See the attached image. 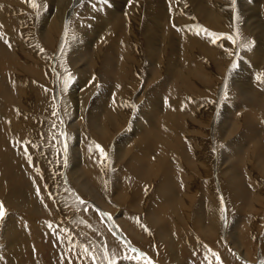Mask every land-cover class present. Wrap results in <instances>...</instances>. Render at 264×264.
<instances>
[{"label":"bare ground","instance_id":"1","mask_svg":"<svg viewBox=\"0 0 264 264\" xmlns=\"http://www.w3.org/2000/svg\"><path fill=\"white\" fill-rule=\"evenodd\" d=\"M8 1L10 0H0V6H2L0 7V25H2L0 26V187L2 185H7V188H8L6 200H4L3 197L1 196V200L4 203V205L9 204L13 207L11 213L16 212L15 210L21 213V214H18L17 216L12 215L11 213L7 214V216H5L4 218V220L6 221V226L3 227L5 236L7 237V242H6L7 249L9 248L12 252L11 256L8 255L9 258L11 257L8 260V263L9 264H21L20 256L24 254V251L27 247H30V242H29V239L31 237L30 235L31 234L34 235V232L37 229H40V228H42V230L44 228L48 229L49 238L51 237L50 231H52L54 235L60 234L59 236H61V232L59 230L54 231L53 227L55 225L50 223L49 221L51 220L50 218L55 219L56 214H54L53 213L54 210L52 211V209H50L48 206L50 195L47 191L48 189L47 186L49 185H47L48 183H46L45 181L46 178L43 175V171H41L42 166L45 165L44 164L45 160L42 157V155L37 154V153H40V151L42 150V147L41 145H39L38 142L35 143V140H34V143H35L34 145H39V147H34V149L32 150L33 153H31V148L33 147L28 146L27 153L32 156V161L29 162L28 155L25 153L24 144L21 143L22 141L28 142V140L31 138V136L34 133V132L33 133L31 132L32 134L29 133L30 131L28 129V126H30L32 123V122L29 123L30 121L28 122V117H29L28 113L30 110H32L30 107L31 104H29V102H30V99L33 98L32 95L34 93L32 94L31 91H29L27 88L24 87L25 86L24 80H23V77L21 76L24 72H27V73H30L31 75H34V76L36 75L40 77V74L37 73L38 71H40V69H38V71L37 72L35 71L34 73L33 71L36 69L34 67H31V65L29 68L27 65L21 64L20 59L22 56H28L32 53L33 54L38 53L41 48L37 46V48L39 49H37L36 47H34L36 49H30L29 47L31 46V42H29V39L28 40L26 39L28 38L27 37L28 31L23 30V33L21 35L20 29L18 30L15 29V22L10 20L11 16L9 18L6 17V13L8 11L7 9L11 7V4L8 3ZM42 1H44L43 4L41 5L39 4L38 8H36V9H39V7L40 8L43 7L44 9V11L41 12L42 15L40 16L41 23L39 21L41 25L39 24L40 27H38L36 31L37 33L41 34L43 38L48 40L51 46V44H53L51 40L53 39L54 32L57 31V34H60L62 32V29L65 28L66 20L68 19L70 14L71 13L74 14L76 12L77 10L76 7L74 8L75 10L72 12L73 10L72 6L77 4V0H41L40 2ZM36 3L38 2L36 1ZM83 3L84 4L82 6V10L78 12L77 14L78 17L76 18L77 21H75L74 23L75 28L72 34L73 38L72 39L68 38L69 39L68 40L69 41L68 43L69 59L68 60L71 65H74L73 67L77 69V73H78V77L76 78V80H74L72 83L69 84L67 88H65V91L69 90L67 94V99L70 100L69 106L71 105L73 108L71 109V112L75 113L74 117L71 116L72 123L69 122L68 126H70V128L74 131V134H75L77 131L76 129H79L81 125V122H82L81 120L82 119L85 120V116H87L88 120L90 121V126L93 131L92 132L93 136H95L98 139V141L102 142L107 139L106 137L107 130H109L113 124H115L118 121L117 124L120 129L123 126L121 124H124L125 127L121 130L119 129L117 132V135L119 136L118 139H116L112 143L115 145V149L117 151L122 146H125L127 143L130 142V140L128 138H125L124 136L126 133H131L133 136L134 135L137 136V137L135 136L133 137V141L137 140V142L135 143L139 145V148H138L139 151L138 152L136 151L134 156L131 157V159H129V162L127 163V165H125L126 169L128 170L127 172L129 176H132V179L135 178L136 176L134 175L137 174L138 177L143 178L145 181H149L151 176L158 174V172L162 173L161 184L155 189V191L157 192V199H154L150 203H148V208H147L148 217L147 218H148L149 225H147V227L149 231H152L151 228L156 230V231H153V233L155 234H152V235H156L160 237L164 243L166 242L165 243L166 248H168L170 250V253H172L171 259L174 260L176 264H180L178 262L180 260L178 258L179 256L176 257L177 251H176L175 246L178 242L180 247H184L186 243L184 242L186 241L185 235L187 234L184 235L176 227L172 225L169 226L168 216H166V214L168 213V210H169V212L173 213L177 217V220L181 222V219L184 218V215H182V209L184 208L182 207L185 205L187 201L185 202V197L183 199L182 196L179 194L180 192L179 189H181L182 183H178L177 181H175L174 175L176 174L175 172H177L175 178L179 179L180 175L182 176L183 173L178 171L177 168L184 170L182 169L183 166H186L192 169L190 171L188 170L189 176L191 174L195 175L194 172L198 173L197 171L200 167L199 165L205 166V161H206L204 157H201L200 155H198L200 153L198 150H196L195 148H192L191 146L190 147L187 146L186 145L187 143L185 144L183 138L186 135L185 136L183 135L184 137H181L183 133L181 132L182 133L181 135L178 134L179 131L177 130H181V131L183 130L184 133H190V132L194 133L195 132L194 130H197V128L195 129L193 125L191 124H194V122L202 123L200 122L201 119L195 116V111L193 110V108L189 107L188 102H187L188 99H185L186 97L181 98V95L186 94V92L187 93L189 92L188 94L189 96L190 95L197 96L198 94H205V90L201 89L200 84L205 82L204 85H207L208 82L206 81H208L209 77L211 76V71H212V69L210 71L209 68L212 66H210L211 64L209 65L208 62H206L210 66L208 68L207 64L201 58L200 54L204 53L205 55H210L211 53L209 52H211V50L215 51L216 48H218V46H215L213 43V40L217 37H214L212 35L211 36L205 35L203 33L204 31L201 32L200 25L195 24L194 26H191L192 24L191 22L194 18L193 16H192L193 18L192 17L184 18V17H186L188 13H192L193 15L196 14V16L199 17L202 21H204L206 25H209L210 27L214 29L218 28L219 26L220 27L222 26V29L224 27H225L224 29H226L227 25L230 26L233 23L232 22L233 20L232 18H234L233 15L234 13H236L238 9H239V12L240 11L244 12L243 15L241 16L244 20V24H243L244 28L249 30V32L253 33L256 36V38H258L259 44L258 46L254 47L253 49H251V51L248 52V56H247L248 59L246 58L243 61H241L242 62L241 67L239 66L240 68L238 69V71H236L232 76L233 80L228 79L230 81L228 86L231 84L232 87L236 88L237 90H241V93L245 99V105L246 104L251 105V106L253 105V106H256L264 110V71L260 72L258 70V68L264 69V26L260 24L261 20L257 18L260 11L262 9L264 10V0H248V1L243 0V2L242 0H226V1L225 0H182V1L180 0H167V1L165 0H148V1L147 0L145 1L144 0H108L107 4L103 3V1L101 0H97V1L96 0L95 1L94 0L93 1L83 0ZM94 4H96L98 8L95 7ZM261 4H262V8L261 7L258 8V6ZM17 5L18 4H16L15 6L17 7ZM19 7L21 8V6ZM78 9H80V7ZM54 10L59 14L58 23L56 24L52 23L53 25L50 27L51 19H49V17ZM23 12H24V9H23ZM92 13L96 16V20L90 18ZM236 14H235L236 17L240 15V13L238 15ZM255 18L259 20L258 24H255L254 22L255 20L254 21L252 20ZM262 19H264L263 16H262ZM184 20L188 23L187 26H185ZM68 23H67V26H68ZM256 27H260V30L255 31ZM131 32L135 33L134 36H141V38L144 39L143 44L144 46L146 45L145 52L141 50L142 48L141 46H138L135 43L132 44V42L129 41L128 38ZM64 34L65 32L63 33V35ZM196 44L198 45V47L195 51L199 50L201 53L199 52L194 53L193 50ZM215 44L218 45V42L217 43L215 42ZM135 47L136 48L138 47L137 50ZM197 53H199V55ZM145 54L148 56V59L150 61V63H148V71H149L148 74L149 75L146 78V84L152 81H156L158 79V77L161 75L159 71L160 67L164 68L165 66V68L167 69H164L165 74H164L162 81L161 82L159 81L160 83H157L158 84L157 86L156 85L153 86L154 92L152 91V95L149 92H148L149 94H146L147 91L146 93H144L143 91L141 92L142 94L146 95L145 100L142 101V103H140L141 105L139 107V110L135 112L136 116L133 119L131 118L132 120L130 119L128 120L127 117L128 116L130 117V115H128L129 113L127 110V104L125 103L126 100H124V98L127 96L128 89L131 88V85L134 86L136 84L135 81L138 82V80H136L138 77L137 70L138 72L140 71L138 69L140 68L139 66L141 65L140 61L141 59L142 60L145 59V56H146ZM101 55L104 56V65L102 67V70L100 69L101 70L100 71L98 69L97 71L98 73H96L97 62L99 59H101ZM220 55L223 56L221 53H219V57ZM216 56L214 55V57ZM219 60H222L223 63L225 64L224 61L226 60V58L222 57V58H219ZM57 61H59V58ZM219 63H221V61ZM224 64L223 66L226 65ZM258 65L260 66L257 68ZM31 68H34V70L33 69H32L33 71L30 70ZM100 72H102L101 73L102 76L101 75L99 76ZM257 77H260V79H257ZM253 78L256 81L253 82L252 80ZM100 80L105 81L106 83H109L108 88L103 89L100 92L98 91L95 92L96 83L97 81H100ZM250 80H252V83L249 82ZM62 84H63V81H62ZM232 87H230L231 90H232ZM130 92L131 91L129 90V93ZM239 93L240 92L236 94H239ZM90 98H91V101L93 100L94 103L93 105L87 106ZM34 99H36V97ZM34 99L32 101H34ZM162 100H164L165 105H161ZM131 101L133 100L131 99ZM197 101L198 100H196V102ZM64 103L63 105H66ZM199 104L200 103H198L197 105ZM239 104L240 103H236V102L227 103L224 107L225 111H224L223 117L219 113V116H216L215 117L216 119H213V121L215 120L214 121L215 124L218 123L219 131L217 132L220 136L223 137V135L230 134L231 129L235 127L234 126L232 128L233 120H235V125H238V123L240 122V121L238 122L239 119L237 120L238 115L237 117L233 115V114L236 115V113H233V112H237V110L240 109ZM209 105L211 104L209 103ZM212 107H210V109ZM39 109L42 111L43 109L42 106H39ZM203 109H206V108H203ZM248 110H250V108ZM201 112L204 114V110H202ZM32 113L34 114V112ZM22 115H25V117L24 116H23L24 118L21 117ZM34 117L35 116H33V118ZM25 118L27 119V121L25 120ZM261 118L262 117L256 116L253 112H249L246 114V123H248L247 125L248 131L244 134V137L252 138V139L239 140L238 138L240 137L233 138L229 142V145L226 148V155L222 156V160H220V162L222 161L220 164L227 162L231 171L232 169L239 170L238 172H232L231 176L227 178V182H228L227 185H229V187H226L224 189V192L226 195L225 198H227V202H228V204L227 203L226 204L229 205L231 214L233 215V218H231L233 226L231 229L229 228L230 232L231 230L232 231L235 230V227L237 226L238 223H240L242 219L240 210L250 208L254 206L258 201L257 197H258L259 191H257L256 189H253V190L250 189L249 185H247V182L242 177V174L246 170L247 163L251 159L253 160V157L255 156H256L255 165L257 169L260 172L264 171V129L262 130L261 128L257 126L258 125L257 122L260 125L264 126L263 125L264 123L262 124V121L264 122V119L262 118L263 120H260ZM239 124H241V122ZM132 125H134V127H132ZM196 125L201 126L198 124ZM33 127H36V126H33ZM211 127H213V125ZM38 129L40 130V128ZM203 129H204V126H203ZM205 129L207 130V127ZM10 130H12V132ZM77 134H75L74 136L76 137ZM112 135L114 134L112 133ZM236 135L237 134L235 133V136ZM190 136L192 135L190 134ZM256 140L258 141L257 144H254V145L250 144L252 142L254 143V141ZM5 141H9V143L11 141H15L17 148H15L16 147L15 144H13L14 148L12 150H9L8 148H4V146L2 147L1 143L3 145ZM121 141L123 143L120 144ZM187 141L190 142L189 140ZM192 141L197 143L198 139L196 138V136H192ZM78 142L79 141H76V140L74 141V143L76 144H78ZM203 142H205L204 139L200 140L198 144H196V146L201 148V145L203 144ZM79 144L80 145L79 146L77 145V146L80 149L75 150V151H74V145H72L73 146V152H72L73 157L71 158H73V163H74L73 164V172H74V177H75L74 179H76V181L78 182V186L82 190V192L92 197L95 202L99 203L98 206L104 210V208H108L107 206L108 205V201H107L108 192L112 191L108 187V184L106 185V182L104 185L101 184L103 182L102 179H104L103 173L104 171H106V169L104 171L103 170L101 171L100 169H98L97 166L96 168L98 169V171L94 169L95 164L93 163V160L95 159L93 157H90L88 153L90 150V147L88 146L90 145V143L88 142V140L85 141V144H82V143H79ZM94 145L96 146L95 143ZM253 148L257 150H254ZM133 149L135 148L133 147ZM172 152H174L175 157H172L173 155ZM92 154L94 155V153ZM200 154H202V152ZM117 158L118 157H116V159ZM100 160L101 159L99 158V161ZM104 160L106 159L104 158ZM171 161H176V166H175L176 169L175 167L171 165ZM103 162L105 163V161ZM2 165L5 166L6 171L2 168ZM116 171L118 172L117 174L119 175L121 174L119 173L120 171L118 170ZM11 174H13L16 178H12ZM117 174L115 172L116 176ZM70 175L72 176L73 174L70 173ZM69 178L71 179L72 177H69ZM120 178L118 177V179ZM70 179H67V180L71 181ZM194 180H196V177ZM106 181H108L107 178H106ZM93 183L95 185L97 184L100 185V189H99L100 193H97L96 195L93 193L95 192L93 186H91ZM205 183L206 182H204V184ZM191 184H193V182H191ZM212 186L213 185H211V187ZM62 187L63 186L61 185V189ZM65 187L66 189H68L67 188L68 186H65ZM37 188H39V192H37ZM63 189L65 188L63 187ZM206 190L208 191V189ZM226 193L229 194V196ZM252 193L253 194L255 193L253 195L255 198L252 196ZM215 196L210 195L208 199L206 198V200H209L208 201L209 205L207 204L205 208L201 211L199 218H201V223L203 227H205L204 220L207 221V224L212 230V232L219 231L218 229L220 228L221 225L226 231L227 228L229 227V224L228 222L224 223V225L222 224L223 218L225 217V215L223 217V214H222L224 206L222 205L223 206L222 208L221 202L218 199L219 198L218 195L215 194ZM201 202L202 201H200V203ZM139 204L140 202H136V204H132L131 206L135 208L136 206L139 207ZM196 205H197V202H196ZM201 209L202 208H200L199 210ZM41 212L48 219L47 220L43 218L40 219L38 217L40 220V223L43 225L39 227L37 226L38 223L37 225H35L32 215L36 214L39 216V213ZM79 218H80L79 221L75 220V221H72V223L82 228H85L83 224L84 221L82 220L83 218L82 217H79ZM39 220H37V222ZM117 220L118 218L116 219L114 218V221L112 220V222H115ZM85 222L89 225V227L92 226V225L90 226L87 220H85ZM122 222L124 223V225L127 226V229H129V231L132 230L131 227L133 228V225L131 226L129 224L130 226L128 227V224H126L127 222H124V221ZM180 226L178 228H180ZM133 229L137 230L136 227H134ZM245 229H246L245 231H247L246 227ZM223 234H224V231H223ZM137 236L138 235H136V239L138 238ZM238 236L233 235L231 243L233 245L235 244L236 246H238L237 248H240L241 246L238 245L240 242ZM188 242H190L188 244V246H190L191 239H189ZM254 242L256 244V241ZM225 246L227 247V244ZM243 246L244 245H242V248ZM116 249L119 250L117 247ZM185 249H187V246L184 247V250ZM227 249L225 252H227ZM255 250H254V253L257 252L259 249H257V251ZM191 253L193 252L191 251ZM230 254H232V252ZM242 254H245L247 257L246 252ZM257 254L259 255V253ZM236 255H238V252ZM158 257H159V254H158ZM257 258H254V259L256 260ZM262 260H263V257H262ZM232 261H233V264H236L235 260H232ZM167 262H169V260H167L165 264H167ZM260 262H261V259H260Z\"/></svg>","mask_w":264,"mask_h":264},{"label":"rangeland","instance_id":"2","mask_svg":"<svg viewBox=\"0 0 264 264\" xmlns=\"http://www.w3.org/2000/svg\"><path fill=\"white\" fill-rule=\"evenodd\" d=\"M36 1L38 2L37 5H39V4L41 5L44 2V1L40 2L41 0H39V1L36 0ZM80 1H82V2H80ZM101 1H103V0H101ZM165 1H167V0H165ZM180 1H182V0H180ZM245 1H248V0H245ZM242 2H243V0H242ZM8 3L11 4V7L9 8L10 10L7 9L8 11L6 13V17L9 18L11 16L10 20L15 22V29L16 30L20 29L21 35L23 33V30L28 31V36H27L28 38H26V39L27 40L29 39V42H31V46L29 47L30 49H36L37 46L41 48L40 51L38 50L39 54L38 53H34V54L32 53L33 55L30 54L32 57L30 55L22 56L20 59L21 64H25L29 68H30V65H31V67H34L36 70H34V68L30 69V70L33 69L34 71L33 70L32 71L34 73H35V71L37 72L38 69H40V71L37 72L38 74H40V77L36 76V75L35 76L31 75L30 73H27V72H24L21 76V77H23V80H24V85H25L24 87L27 88L29 91H31L32 94L34 93L32 95L33 98L30 99V102H29V104H31L30 107L33 111L30 110L29 111L30 114L28 113V116H29L28 122L29 121H30L29 123L32 122L31 125L29 124L30 126H28V129L30 131L29 133H31V132L32 133L34 132V133L31 136V138L28 140V142L30 143L29 146L33 147V148H31V153H33L32 150L34 149L33 145L35 143L38 142L39 145H41V147H42V150L40 151V153H37V154L42 155V157L45 160L44 161L45 165L42 166L41 171H43V175L46 178L45 181H46V183H48L47 185H49V186H47L48 187L47 191L50 195L49 201H48V206L50 209H52V211L54 210L53 213L56 214V218L55 219L50 218L51 220H49V221H50V223L55 225L53 227L54 231L59 230L61 232V236H59L60 234L54 235L53 232L50 231L51 237L49 238L48 229H45V228L43 230H42V228L37 229L34 232V235H32V234L30 235L31 236L29 239L30 247H27L25 249V251H24L25 255L22 254L20 256L21 264H93V262L89 258L85 257V254L83 251L84 245H88V246L92 247L98 256H102L103 252L105 250H107L109 253V258L111 259L114 257L117 260V264H148V260H151L152 264H165L167 260H169V262H167V264H169V263L170 264H176V262L171 259L172 253H170V250L168 248H166V244H165L166 242L164 243L160 237H158L156 235H152V234H155V233H153V231H156V230L151 228L152 231H149L148 227H147V225H149L148 218H147L148 217L147 216V214H148V210H147L148 203H150L154 199H157V192L155 191V189L161 184L162 173L158 172V174L151 176L149 181H145L143 178L138 177L137 174H135L134 176H136V177L132 179V176H129V174L127 172L128 170L126 169V166H125L129 162V159H131V157L134 156L136 151L137 152L139 151V149H138L139 145H137L135 143V142H137V140L133 141V137L135 135L133 136L131 133H126L124 136H125V138H128L130 140V142L127 143L125 146H122L117 151L115 149V145L112 143H113V141H115L119 137L117 135V132L120 129L118 124H117L118 121L115 124H113L109 130H107V134H106L107 139L102 141V142L98 141V139L95 136H93V134H92L93 131H92V128L90 126V121L88 120L87 116H85V120H83V119L81 120L82 122H81L79 129H76L78 131V132L76 131V133H75V134L78 133L76 135V137L74 136L75 135L74 131L70 128V126H68L69 122H71V118H72L71 116L74 117L75 113L71 112V109H73V108L71 105H70L71 107L69 106L70 100L67 99V94H68L69 90L65 91L64 81H65V78L69 72L72 75V81L70 83H72L78 77L77 69L75 67H73L74 65H71L69 63V60H68L69 59V57H68V51H69L68 43H69V41L68 40L73 38L72 34H73V30L75 28L74 23H75V21H77L76 18L78 17L77 16L78 12L80 10H82V6L84 4L83 0H77L78 5L75 4L72 6V9H73L72 12L75 10L74 9L75 7L77 8L76 12L74 14L73 13L70 14L68 19L66 20L65 28L62 29V32L60 34H57V31L54 32L53 39L51 40V42L53 44H51V46H50V43L48 42V40L43 38V36H41V34L37 33V31H36L38 29V27H40V25H41L40 24L41 23L40 16L42 15L41 12L44 11L43 7L42 8L39 7V9L32 8L28 3L25 2V0H18V1L17 0H15V1L10 0V1H8ZM237 3H239V2H237ZM16 4H18L17 7L15 6ZM6 5H7V3H6ZM94 5H95V7H97L96 4H94ZM19 6H21L22 9ZM79 7H80V9H78ZM260 7L262 8V4L258 6V8H260ZM23 9H24V12L27 14H25L23 12ZM32 11H34V12H32ZM9 13H10V15H9ZM22 13H23V15H22ZM236 13H234V15H233L234 18H232L233 23L230 26L227 25L226 29H224L225 28L224 26H223L224 27L223 29H222V26L221 27L219 26L218 28L214 29V28L210 27L209 25H206L204 21H202L199 17L196 16V14L193 15L192 13H188V15L186 17H184V18H189V17L193 16L194 18L192 17L193 18V20L191 22L192 24L190 23L191 26H194L195 24L200 25V30H201V32L204 31L203 33L205 35L211 36V33L225 34V36H232L236 40V43H233V41L231 39H226L224 36H215V37H217V38H215V41L217 40L216 43L218 42V45H216L215 43H214V45L218 46V48H216L215 51L211 50V52H209V53H211L210 55H205L204 53L200 54L201 58L204 60V62L205 63L208 62V64L209 65L211 64L210 66H212V67H210L206 63L208 68L210 67L209 68L210 71L212 69L211 76L209 77L208 81H206V82H208L207 85H204L205 82L200 84L201 89L205 90V94H198L197 96L190 95L191 96L190 97L188 95L189 92L188 93L186 92V94L181 95V98L186 97L185 99H188L187 102H188L189 107L193 108V110L195 111V116L197 118H200L201 119L200 122H202V123L194 122L195 126H194V124H191V125H193V127L195 129L197 128V130H194L195 131L194 133H191V132L190 133H184L183 130L182 131L177 130V131H179L178 134L181 135L183 133L181 137H184L186 135L183 138L185 144L187 143L186 144L187 146H189V147L191 146L192 148H195L200 153L202 152V154H204V155L200 154L199 152H198L199 153L198 155H200L201 157H204L206 161H205V166L199 165L200 167L197 171L199 174L195 173L193 171L195 175L191 174L189 176L188 172L192 169L189 167L183 166L182 169H184V170L177 168L178 171L183 173L182 176L180 175V177L178 179V178H175L177 172H175L176 174L174 175L175 181H177L178 183H182V187H181V189H179V191H180L179 194L182 196L183 199L185 197V202L187 201L185 203V205L182 207V208H184V209H182V215H184V218H182L181 222H180L179 220H177V217L173 213L169 212V210H168V213L166 214V216H168L169 226L172 225V226L176 227L178 230H180L184 235L187 234V235H185L186 241H184V242L187 243L188 240L191 239L190 246H188V244L190 242H188L187 245L185 243L184 247L187 246V249H185V250H184V247H180L178 242L175 246L176 251H177L176 257L179 256L178 258L180 260L182 258L181 261L178 259L179 260L178 262L180 264H182V263L183 264H185V263L186 264H233L232 260H235L236 264H241V263H243V264L244 263L245 264H260V259L262 260V257L264 260V171L260 172L257 169V167L255 165L256 156L253 157V160L252 159L250 160L251 162L249 161L247 163L246 170L242 174V177L245 179V181L247 182V185H249L250 189H252V190L256 189L257 191H259L258 197H257L258 201L254 206L247 208V209L240 210V214L242 216V219L240 221L241 224L238 223L237 226L235 227V230L234 231L231 230V232H230L229 228L231 229L233 226L232 219H231V218H233V215L231 214L229 205H227L228 202H227V198H225L226 195H225L224 189L226 187H229V185H227L228 184L227 178L231 176L232 172H238L239 170L232 169V171H231L227 162L220 164L222 162V161L220 162V160H222V156L226 155V148L229 145V142L233 138L240 137V138H238L239 140L252 139V138L244 137V134L248 131V128H247L248 123H246V114L249 112H253L256 116L262 117L264 119V110L260 109L256 106H253V105L252 106L247 105V104L245 105V99L241 93V90H237L236 88L232 87L231 84L228 86L227 99H225V90H224L223 86L225 84L228 85L230 82L229 80H233L232 76L241 67V63H242L241 61H243L246 58L248 59V57H247L248 52L251 51V49H253L254 47L258 46V44H259L258 38H256V36L253 33L249 32V30L244 28V25H243L244 20L241 17L244 12L243 11L239 12V9H238L236 11ZM239 13H240V15L236 17L235 14L238 15ZM51 16H52V18H51ZM53 16H54V18H53ZM262 16L264 17V10L263 9L260 11L257 18L259 20H261L260 24L262 26H264V19H262ZM28 17H29V19H28ZM58 18H59V14L54 10L49 17V19H51L50 20V27L53 24L58 23ZM90 18L96 20V16L93 13L91 14ZM16 19H17V21H16ZM258 19L255 18L252 20L253 21L255 20L254 21L255 24H258L259 23ZM39 21H40V23H39ZM68 22H70V23H68ZM184 22H185V26H187L188 23L185 20H184ZM16 23H18V24H16ZM67 23H68V26H67ZM231 28H233V29H231ZM258 30H260V27H256L255 31H258ZM63 31L65 32L64 35H63V33H64ZM237 32H239V36H237ZM134 34H135L134 32H131V34L129 35V38H128L129 41L132 42V44L135 43L136 45L141 46L142 47L141 50L143 52H145L146 45L144 46V44H143L144 39H142L141 36H134ZM36 38H38V39H36ZM245 44L250 45V47H242V45H245ZM196 45L194 46V50H193L194 53H196V52L201 53L199 50L195 51L198 47V45L197 46ZM34 47H36V48H34ZM137 48H136V50H137ZM37 49H39V48H37ZM199 53H197V54L199 55ZM219 53H221L223 56L220 55V57H219ZM216 54H217V56H216ZM162 55H163V53H162ZM214 55L216 57H214ZM165 56H167V55H165ZM218 57L219 58L225 57L226 60L224 62L226 65L223 63L222 60H219ZM55 58L57 60L59 58V61H57ZM239 59H240V61H239ZM31 61H33V62H31ZM220 61H221V63H219ZM140 62H141V65L139 66L140 68H138L140 71L138 72V70H137V76L138 77L140 76V77L139 78L137 77V79H136V80H138V82L135 81V83L137 85L136 84L134 86L131 85V88L128 89V94L125 97L126 99L124 98V100L128 101V102L125 101V103L127 104V110L129 113L128 115H130V117L129 116L127 117L128 120L129 119L132 120L136 116L135 112H137L139 110V107L141 105L140 103H142V101L145 100L146 95L142 94L141 92L143 91L144 93H146V91H147L146 94L150 93L152 95V91L154 92L153 86H155V85L157 86L158 85L157 83H160L162 81L164 74H165L164 69H167V68H165V66H164V68L160 67L159 71H160L161 75L158 77V79L156 81H152V82L146 84V78L149 75L148 74L149 73L148 63H150L148 56L146 55L145 59L144 60L141 59ZM233 62H236L238 64V67L235 70H232L230 72L231 65L233 64ZM223 64L225 66H223ZM103 65H104V56L101 55V59H99L97 62L96 73H98L97 72L98 69L102 70ZM259 66L260 65H258L257 68ZM258 70L260 72L264 71V69H259V68H258ZM101 73L102 72L99 73V76L100 75L102 76ZM43 74H45V75H43ZM229 76H231V77H229ZM61 80L63 81V84H62ZM252 80H253V82L256 81L254 78ZM252 80H250L249 82L252 83ZM215 81H217V82H215ZM210 82H212L213 84ZM59 83H60V85H59ZM108 84L109 83H106L105 81H102V80L97 81L95 92L96 91L100 92L101 90L108 88ZM230 87H232V90ZM142 89H144V90H142ZM129 90L131 91L130 93H129ZM137 90H138V92H137ZM139 92H140V94H139ZM238 92H240V93L236 94ZM138 94H139V96H138ZM35 97H36V99H34ZM37 97H39V98H37ZM45 97H47V98H45ZM33 99H34V101H32ZM131 99L133 101H131ZM201 99H202V101H201ZM241 99H243L244 101ZM196 100H198V101L196 102ZM230 102L240 103L239 104L240 109H238L237 112H233V113H236V115L235 114H233V115L235 117H237V115H238L237 120L239 119L238 122L240 121L241 124H239L240 122L238 123L236 121L238 123V125H235V120H233L232 128L234 126L235 127L233 129H231L230 134L223 135V137H222L217 132V131H219L218 123L215 124V122H214L215 120L213 121V119H216L215 117L219 116V113L223 117L224 111H225L224 107L227 103H230ZM63 103L66 105H63ZM93 103H94L93 100L91 101V98H90L87 106L93 105ZM161 103H162L161 105H165L164 100H162ZM198 103H200V104L197 105ZM209 103L211 105H209ZM132 104H134V105H132ZM38 105L42 106V108H43L42 111L39 109ZM207 106H208V108H207ZM209 106L210 107L213 106V107L210 109ZM243 106L245 109L243 108ZM203 108H206V109H203ZM247 108L248 109L250 108V110H248ZM222 109H223V111H222ZM202 110H204V114L201 112ZM31 111L34 112V114ZM60 111H61V113H60ZM22 114H23V112H22ZM196 114H198V115H196ZM240 114H242V115H240ZM23 116L25 117V115H22L21 117H23ZM33 116H35V117L33 118ZM262 118L260 120H263ZM232 119H234V118H232ZM25 120L27 121L26 118H25ZM263 123L264 122L262 121V124ZM32 124H34V125H32ZM196 124L201 125V126H197ZM257 124H258L257 126L259 128H261L262 130L264 129V126L260 125L258 122H257ZM121 125H123L121 129H123L125 126H124V124H121ZM212 125H213V127H211ZM33 126L40 128V130L36 127H33ZM40 126H42V127H40ZM203 126H204V129H203ZM132 127H134V125H132ZM200 127L202 130L200 129ZM206 127H207V130L205 129ZM112 128H113V130H112ZM10 131L12 132V130H10ZM114 131H116V132H114ZM62 133H63V135H62ZM112 133L114 135H112ZM235 133L237 134L236 136H235ZM187 134H189V135H187ZM190 134L192 136H196V138L198 139L197 143L192 141V136H190ZM130 135H131V137H130ZM78 136H80V137H78ZM135 137H137V136H135ZM188 137H190L191 139ZM202 138L205 140L206 144H205V142H203V144L201 145V148L197 147L196 144H198V142L200 140H203ZM34 140H35V143H34ZM75 140L79 141L78 144L74 143ZM87 140L90 143V145H88L90 147V150L88 153H89L90 157H93L95 159V160H93V163L95 164L94 169L96 171H98V169H100L101 171L102 170L104 171L106 169V171H104V173H103L104 179H102L103 182L101 184L104 185L106 182V185L108 184V187L112 190V191L108 192V196H107L108 208H104V210L98 206L99 203L95 202L92 197H90L89 195H86L85 193L82 192V190L78 186V182L76 181V179H74L75 178L74 172H73V164L74 163H73V158H71V157H73V154H72L73 146L72 145H74V151H75V150L80 149V148H78V146L80 145L79 143L85 144V141H87ZM187 140H189L191 142V144ZM257 142L258 141L256 140V141H254V143L252 142L250 144L254 145V144H257ZM94 143L96 145H99L101 148H103V150L107 153V157L102 156L101 153H99L100 149L97 148L94 145ZM121 143H123V142L121 141L120 144ZM13 144H15V146H16L15 148H17L15 141H11L10 143H9V141H5L3 145L1 143V146L2 147L4 146V148H8L9 150H12L14 148ZM10 146H11V148H10ZM132 146L135 149H133ZM2 147H1V149H2ZM65 147L67 148L66 153L64 151ZM70 148L72 149V151ZM96 149H98V150H96ZM254 150H257V149H254ZM70 152L72 155L70 154ZM91 152L94 153V155ZM44 154H46V155H44ZM172 154H173L172 157H175L174 152H172ZM209 154H210V156H209ZM66 157H68V158H66ZM116 157H118V158L116 159ZM97 158H98V160H97ZM99 158L102 161L101 160L99 161ZM104 158L107 161L104 160ZM103 161H105V163ZM61 162H63V163H61ZM111 164H112V166H111ZM69 165H70V167H69ZM171 165L173 167H175L176 161H171ZM96 166L98 167V169L96 168ZM2 168L6 171L4 165H2ZM175 169H176V167H175ZM68 170H70V171H68ZM116 170L120 171L119 173H121L122 175L117 174L118 172ZM67 172H69V173H67ZM115 172L119 178L121 176L120 179H118V177L115 175ZM70 173L73 175L71 176ZM248 173H250V174H248ZM186 175H188L189 177ZM11 176H12V178H16L13 174H11ZM194 176L196 177V180H194L195 179ZM252 176H254V177H252ZM69 177H72L73 179L72 178L70 179ZM105 177L107 178L108 181H106ZM180 178H181V180H180ZM184 178H186L189 183ZM67 179H70L71 181H69ZM192 179H193V181H192ZM201 179H202V181H201ZM189 180L191 182H193V184H191V182ZM204 182H206V183L204 184ZM215 184H216V186H215ZM61 185L65 189H63V187L61 189ZM211 185H213L215 187L214 188L212 186L215 190L211 187ZM51 186H53L54 188ZM65 186H68L67 187L68 189H66ZM91 186H93V188L95 190V192H93L95 195L97 193H100L99 192L100 191L99 190L100 189L99 184L95 185L93 183ZM0 188H1L0 200H1V196L3 197L4 200H6V195H7V191H8L7 185H2ZM205 188L208 189V191ZM216 191H217V193H216ZM66 192H68V193H66ZM215 194L218 195L219 198L218 197L217 198L221 202V206L222 205L224 206V208L222 206V208H223L222 214H223V217H224V215H225V217L223 218L222 224L224 225V223H226V222H228V224H229V227L227 228L226 231L224 230L223 226L221 225L220 228L218 229L219 231L212 232V230L210 229V227L207 224V221L204 220L205 221V227H203L202 223H201V218H199L201 211L205 208V206L207 204L209 205V202H208L209 200H206V198L208 199V197L210 195L215 196ZM254 194L252 193V196ZM227 195L229 196V194H227ZM62 196H63V198H62ZM203 196H204V198H203ZM53 197H54V199H53ZM77 197L81 198L86 203L80 204ZM195 201L197 202V205H196ZM200 201H202V202L200 203ZM136 202H140L139 207L136 206L135 208H133L131 205L136 204ZM8 205L7 204L5 205V207H6V215L5 216H7V214H10L12 211V208H13L11 205H9V206ZM199 206H200V208H202L201 210H199L200 209ZM227 208L229 209V211ZM82 209H84V210H82ZM85 209H87V210H85ZM94 209H99L100 212H102V213H109V214L111 213L110 214L111 219L102 217L100 215V212H97ZM15 211L16 212L11 213V214L14 216L21 214L17 210H15ZM252 212H254V213H252ZM248 215H250L251 217ZM38 217L40 219L43 218L46 220L48 218L45 215H43L42 212L39 213V216L36 214L32 215V218L35 222V225H37V223H38L37 226H39V227L43 226L40 223V220ZM79 217L83 218L82 220L84 221L83 224H84L85 228H82V227L72 223V221H75V220L79 221L80 220ZM4 218H3V220H0V264H9L8 260L11 258V257L9 258V256H11L12 252L9 248L7 249V243H6L7 237L5 236V232H4V228H3L6 226V221L4 220ZM114 218L115 219L118 218V220L115 222H112V220L114 221ZM245 218L246 219L248 218V219L246 220ZM37 220H39V221L37 222ZM85 220H87L88 223L90 224V226L91 225L92 226L89 227V225L85 222ZM248 220H250V221H248ZM122 221L127 222L126 224H128V227L130 225L131 226L133 225V228L136 227L137 230L133 229L131 227V229L133 231L132 230L129 231V229H127V226L124 225V223ZM230 222H231V224H230ZM29 223H31V222H29ZM142 225L144 227H142ZM179 226H180V228H178ZM244 226L247 228V231H245L246 229ZM65 229H66V231H65ZM134 230H136V231H134ZM223 231H224V234H223ZM235 232H237V233H235ZM222 234L225 236H223ZM136 235H138L137 236L138 240L136 239ZM233 235H235V236L240 235V236H238L239 241H240L238 245L241 246L240 248H237L238 246H236L235 244L233 245L231 243ZM63 236H65V237H63ZM249 236H251V237H249ZM251 238H252V240H251ZM254 241H256V244ZM245 243H247V244H245ZM226 244H227V247L225 246ZM248 244H250V245H248ZM177 245H179V246H177ZM242 245H244L243 248H242ZM253 246H254V248H253ZM116 247L119 250H117ZM131 247L139 249L141 252L145 253L146 258L141 257L139 261L122 259V257L124 255H138V253H133L131 251ZM149 248H151V249H149ZM252 248H253V250H252ZM226 249H227V252H225ZM235 249H237V250H235ZM257 249H259V250L257 251ZM254 250L257 252L254 253ZM191 251L193 253H191ZM231 252H232V254H230ZM233 252L235 253V255ZM237 252H238V255H236ZM244 252H246L247 257L245 254H242ZM213 253H217L218 258L216 256H214ZM257 253H259V255ZM158 254H159V257H158ZM260 255H261V257H260ZM251 256H252V258H251ZM254 258H257V259L255 260ZM238 259H240V260H238ZM237 261H238V263H237ZM97 264H98V262H97Z\"/></svg>","mask_w":264,"mask_h":264},{"label":"snow or ice","instance_id":"3","mask_svg":"<svg viewBox=\"0 0 264 264\" xmlns=\"http://www.w3.org/2000/svg\"><path fill=\"white\" fill-rule=\"evenodd\" d=\"M26 3H28L32 8H37L38 5L36 3V0H25ZM103 3L107 4L108 3V0H103ZM2 7V6H0ZM2 26V25H0ZM212 36H224L226 39H231L233 41V43H236V40L232 37V36H225V34H216V33H211ZM237 36H239V32H237ZM215 39L213 40V43H215ZM242 47H250V45H242ZM238 67V64L236 62H233V64L231 65V69H230V72L232 70H235L236 68ZM257 79H260V77H257ZM72 81V75L71 73L69 72L65 78V81H64V86L65 88H67L70 84V82ZM224 90H225V99H227V89H228V85L225 84L224 86ZM63 135V133H62ZM21 143L24 144V147H25V153L28 155V161L31 162L32 161V156L30 154L27 153V149H28V146H29V142H26V141H22ZM34 147H39V145H34ZM97 148L100 149V153L102 156H105L107 157V153L103 150V148H101L99 145H96ZM64 151L65 153L67 152V148L65 147L64 148ZM37 192H39V188H37ZM78 201L80 204H85L86 202L83 201L81 198L77 197ZM87 210V209H85ZM95 211L97 212H100L99 209H95ZM6 215V207L4 205V203L2 201H0V220H3V218L5 217ZM100 215L104 218H108V219H111V216L109 213H102L100 212ZM83 222V221H82ZM142 227H144L142 225ZM147 230V229H146ZM130 246V245H129ZM83 251H84V254H85V257L86 258H89L93 264H117V260L113 257V258H109V253L107 250H105L103 252V255L102 256H98L95 251L93 250L92 247L88 246V245H84L83 246ZM131 251L133 253H138V255H124L122 257V259L124 260H132V261H139L141 257H144L146 258V254L141 252L139 249H136L134 247H131ZM214 256H216L218 258V254L217 253H213ZM148 264H152V261L151 260H148ZM260 264H264V260H261Z\"/></svg>","mask_w":264,"mask_h":264}]
</instances>
